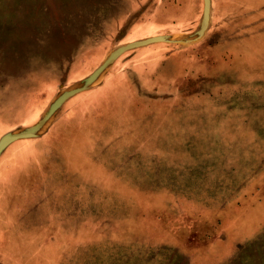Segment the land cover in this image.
Wrapping results in <instances>:
<instances>
[{
  "label": "rangeland",
  "instance_id": "374dc122",
  "mask_svg": "<svg viewBox=\"0 0 264 264\" xmlns=\"http://www.w3.org/2000/svg\"><path fill=\"white\" fill-rule=\"evenodd\" d=\"M214 2L0 0V54L10 48L29 47L28 51L39 56L54 85L62 81L65 73L67 83L60 85L65 91L80 87L98 90L109 71L122 70L118 64L117 68L111 67L120 55L153 44L150 39H161L155 36L119 45L125 38L127 21L122 20L112 31L103 26L107 13L170 27L176 17L184 18L194 10L197 20L193 30L182 29L176 35L184 38L194 31V38H200L194 53L166 60L155 73L166 79L178 76L181 82L168 95L151 94L150 102L163 106L173 102L177 107L161 121H154L153 113L152 120L144 121L153 128L146 145L140 144V135L148 136L142 128L132 135L130 132L127 138L116 125V138L111 140L114 132L105 138L106 133L98 130L101 122L104 124L100 119H96L94 129L87 130V136L80 138L86 146L83 145L84 157L91 159L85 162L94 164L93 173L86 178V183L92 184L89 193L87 187L80 186L81 178L71 172L75 152L62 148L73 145L75 137L57 134L54 151L66 157H61L59 164L36 185V194L43 192L42 198L36 200L33 196L27 203L32 214L42 212L44 216L25 217L33 226L55 225L60 232L59 244L51 249L57 252L52 257L55 264H264V85L255 82L264 81V74L255 81H249L253 75L248 74V81L230 85V96L224 93L221 82L232 79L225 78L215 66L223 55L230 59L234 54L225 49L221 57L215 54L213 62L208 53L217 42L210 31L216 22ZM241 2L245 7L264 9V0ZM263 9L250 21L249 28L242 29L247 41L264 35ZM129 11L132 15L127 16ZM242 43L237 49L239 59H252V52L243 40ZM104 51L111 53V61L95 79L81 84V78L99 63ZM93 53L100 55L96 63L86 74L72 78L71 73L82 71L87 63L79 58ZM5 57L0 55V60ZM209 65L211 71L207 69ZM257 65L264 66V57L257 60ZM1 87L6 88V83ZM13 88L15 101L8 102L10 106L18 104L20 95L25 102L29 100V90ZM239 93L250 101L236 102ZM186 101L191 103L187 106L190 112L176 115L179 105ZM0 105L6 111L2 99ZM68 109L66 106L60 111L58 120ZM42 132L38 131V135ZM61 172L71 175L60 180ZM74 177L78 180L74 181ZM56 186H60L61 200L71 202L76 210L61 213L49 206V192ZM66 231L77 242L67 251L63 236ZM67 254H73L72 258L67 259Z\"/></svg>",
  "mask_w": 264,
  "mask_h": 264
},
{
  "label": "crops",
  "instance_id": "0c3cea01",
  "mask_svg": "<svg viewBox=\"0 0 264 264\" xmlns=\"http://www.w3.org/2000/svg\"><path fill=\"white\" fill-rule=\"evenodd\" d=\"M244 5L241 0H215L214 2L216 22L210 31L211 35L215 34L217 42L213 47L209 48L210 51L208 53L212 54L213 62L217 58L215 54L221 57V54L226 52L225 49L231 50L234 54V57L230 59L223 55L218 60V62L220 61L219 65L215 66L225 78L232 79V81L221 82V84H224L222 86L224 93L228 95L229 92L233 91L230 87L232 83L242 80H244L243 82L248 80L255 81L260 74H264V66L257 65V60L264 57V43H262L264 42V37H262L264 35L260 34L256 38L250 37L247 41L241 33L244 27L249 28L250 21H253L256 13L262 11L263 8L253 9ZM189 14V16L186 15L184 18L176 17L170 22V27H162L163 23L161 22L139 23L134 16L127 20L125 14L107 13L102 20L103 26L110 27L112 31L116 30L122 20L127 21L125 38L121 39L119 45L124 46L155 36H161V39L154 41L153 44L147 47H140L120 55L113 62L114 64L112 63L111 67L117 68L119 66L122 70L112 73L109 71L105 75V82L97 88L98 90L94 91H92L93 89L83 90L67 95L74 89L65 91L64 85L67 83V81H64L65 73L62 81H59L58 85H54V82L48 79L39 56L28 51L29 47L20 50L10 48L3 55L0 54L1 56H6L0 60V99H2V103L6 108L5 111L0 105V140L7 134H30L34 131L35 121L42 122L38 131H43L40 136L37 131L33 137L18 138L0 150V264H55L52 257H55L57 252L56 250L51 252V249L59 244L57 237L60 232L54 227L55 225L47 224V226L41 227L35 226L36 224L34 223L33 226L30 220L25 217L34 218V216H37L38 218L44 216L42 212L41 214H32L27 203L33 199V196H35L36 200L42 198L43 192L36 194V185L41 183L42 176L46 172H50L53 166L59 164L61 157H66L64 153L58 155L54 151L57 134L75 137L73 145H66L62 148L65 151L73 150L75 152L77 157L71 172H74L76 177L78 175L81 178L79 179L80 186L87 187L89 193L92 184L88 185L86 178L93 173H91V170H93L92 166L94 164L89 163L88 165L85 162L91 161V159L89 156L84 157L86 153L84 147L86 146L80 138L87 136L88 129L92 130L96 127V119L104 120V124L101 122L98 130L106 133L104 135L105 138L114 132L112 141L117 135V128L114 127L116 125L124 131L122 133L126 137L130 132L132 135L136 130L137 132L141 131L140 128H142L148 136L141 134L142 143L138 139L137 141L142 146H145L147 138L150 140L152 137L149 135L153 132V128L149 124H144V121L152 120L151 118L154 115V121H161L163 117L174 112L172 109L177 107V103L174 104L172 102L167 106H163L156 102H150L149 98L153 93L168 95L180 85L181 80L178 76L166 79L160 75H155V73L166 60L178 59L181 56H189L194 53L200 39L194 38V31L186 34L184 38L176 37L182 29L188 30V32L193 30L197 22L194 10ZM128 15H132L131 11L128 12ZM242 40L246 43L247 49L253 54L252 59L247 61L239 59L240 53H238L239 50L237 49L242 46ZM104 52V56L102 55L99 63L91 70L89 68L100 58L99 53H93L90 56L82 55L79 61L87 63L81 68L82 71L71 73L72 78L76 79L90 70L81 78V84L87 80L111 55V53L109 55L106 54L108 51ZM82 57L87 60H82ZM209 60L211 59L209 58ZM210 67L211 65L207 66L208 71L212 70ZM52 72L54 71L52 70ZM248 74L253 76L247 80ZM71 81L73 80H68V83ZM13 82L17 84L13 85ZM255 82L264 85V81ZM2 83H6V88L1 87ZM62 83L64 85L60 87ZM13 87L21 88L25 91L29 90V93L26 92L29 94V100L26 99L25 102L20 95V97L18 96V104L10 106L8 102L14 100L11 95L14 91ZM9 88H11V91ZM30 88L32 89L30 90ZM56 88L61 90L58 94H56L57 92L55 93ZM255 94L258 95L257 93ZM32 97L33 99H31ZM235 98L239 99H235V101L240 102V104H246V102L250 101L241 93ZM59 99L61 101L56 110L49 112L51 106ZM73 103L75 104L73 105ZM70 105L72 106L69 107ZM189 105L191 103L187 101L179 105L181 107L176 115L190 112L191 107H187ZM66 106L69 109L58 120V114ZM40 110H42L41 113H39ZM152 113L154 114L153 117ZM139 115L142 117H139ZM49 120L52 121L45 130L44 127ZM14 161L13 165L9 164ZM70 173L61 172L60 180H62V176L71 175ZM75 179L76 181L78 180V178L74 177V181ZM11 182L12 185H9ZM59 187L56 186V189L50 190L49 206L59 210L61 213L63 211L67 213L71 209L76 210V207L71 202L61 200L60 197L62 195L58 190ZM81 189L85 190L84 188ZM66 221L68 220L66 219ZM62 223L65 222L62 221ZM63 236L65 240L64 246L65 248L67 247L66 251L72 249L70 246L74 244L73 242H76V239L67 231L64 232ZM24 249L26 251L23 252ZM71 256L73 254H67L66 258L68 259Z\"/></svg>",
  "mask_w": 264,
  "mask_h": 264
},
{
  "label": "water",
  "instance_id": "95a60500",
  "mask_svg": "<svg viewBox=\"0 0 264 264\" xmlns=\"http://www.w3.org/2000/svg\"><path fill=\"white\" fill-rule=\"evenodd\" d=\"M150 41H155V39H150ZM112 59V56H109L107 58V60L98 68V70L93 73L89 78H87V80H85L84 82H90L92 81L93 79H95L98 74L103 70L105 69V67L108 65V63L111 61ZM84 89L82 87L80 88H75L73 91L69 92L67 95H70V94H74L76 92H79V91H83ZM61 99H59L55 104H53L49 110V112H54L58 106V104L60 103ZM41 123L42 122H39L33 129L34 131L31 132L30 134H27V133H23V134H18V135H15V134H7L5 136H3L0 140V150L6 146L7 144H9L10 142L18 139V138H21V137H33L34 135H36L37 131L41 128Z\"/></svg>",
  "mask_w": 264,
  "mask_h": 264
}]
</instances>
